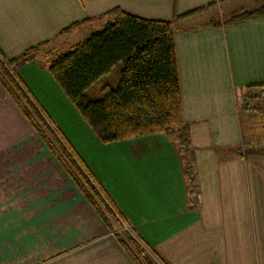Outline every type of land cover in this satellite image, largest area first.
<instances>
[{
    "label": "crops",
    "instance_id": "crops-1",
    "mask_svg": "<svg viewBox=\"0 0 264 264\" xmlns=\"http://www.w3.org/2000/svg\"><path fill=\"white\" fill-rule=\"evenodd\" d=\"M263 2L0 0L1 52L15 59L39 49L14 73L135 236L168 264H264V138L262 147L243 149L262 128L242 109L246 87L264 84V16L209 24L221 8L230 13ZM115 7L173 22L192 174L176 136L101 142L40 61L42 48L86 35L84 26L103 25ZM73 23L79 25L63 33ZM259 100L264 107V93ZM0 264H137L1 80Z\"/></svg>",
    "mask_w": 264,
    "mask_h": 264
},
{
    "label": "trees",
    "instance_id": "trees-1",
    "mask_svg": "<svg viewBox=\"0 0 264 264\" xmlns=\"http://www.w3.org/2000/svg\"><path fill=\"white\" fill-rule=\"evenodd\" d=\"M197 11H191L179 18ZM105 16L107 21L99 29L90 32L84 40L72 44L66 52H59L55 56L46 54L41 58V63L101 142L112 143L155 133L176 136L186 156L189 154L186 157L188 172L192 174L193 154L189 147V126L183 115L173 22L142 18L120 7L109 10ZM263 16L264 2L254 8L232 11L224 21L215 18L209 24L218 26L221 23H241ZM78 25L79 23H73L63 33ZM38 50L32 47L15 59H8L0 50V65L4 71L3 73L0 70L1 82L103 219L109 231L119 238L137 264H154L137 240L133 237L127 240L115 231L114 220L126 222L125 216L22 79L12 73V70L27 62ZM119 64L122 67L118 85L114 87L105 82L99 87L100 97L96 93L94 98L90 93L93 86L99 84ZM14 77L25 89L15 82ZM246 90L242 109L251 111L253 116L260 109L264 113V107L259 102L264 93V84L250 85ZM46 119L49 124L45 123ZM42 126L49 133L54 130L56 133L53 134H58L63 139L61 144L58 145L51 139ZM253 130L251 134L255 136L256 131ZM262 146L264 147L263 144ZM260 149L264 152V148ZM97 185L103 192L97 189ZM130 242L133 247L129 245ZM152 252L164 264H168L157 251Z\"/></svg>",
    "mask_w": 264,
    "mask_h": 264
},
{
    "label": "rangeland",
    "instance_id": "rangeland-1",
    "mask_svg": "<svg viewBox=\"0 0 264 264\" xmlns=\"http://www.w3.org/2000/svg\"><path fill=\"white\" fill-rule=\"evenodd\" d=\"M227 9H229V8H226V10H225V8H221V10H220V12L218 11V12H216V13H214L213 15H214V17H209V21H211V20H213V19H217V20H219V21H224V19L227 17V15L229 14V12L227 11ZM215 10V9H214ZM91 28H93V29H91ZM100 28V25H98L97 24V22L96 23H93V24H91V25H87V26H84L83 28H82V30H80V32L82 33V34H86V35H80V34H78L79 35V38L77 37L76 39L74 38V37H67V36H63V37H59V38H57V39H55L54 41H52L50 44H48L46 47H44V48H42L40 51H39V56L43 59V57L46 55V54H50L51 56H55V54H57V53H62V52H66L67 50H69L71 47H70V45H72L73 43L72 42H74V44H76V43H78V42H80V41H82V40H84L87 36H88V34H90V33H87V32H92V31H94V30H97V29H99ZM59 53V54H60ZM1 64V63H0ZM121 67H122V65L121 64H119L118 66H115L114 68H113V70L110 72V74H108V75H106V76H104V78L100 81V83L99 84H96L95 86H93V88L91 89V95L92 96H94V98H95V94L97 93H99V97H100V86L102 85V84H104L105 82H109L110 84H112V85H114V87H116L117 85H118V82H119V79H120V72H121ZM0 70H1V72H3L4 73V71H3V69L1 68V65H0ZM13 72H14V70H13ZM14 79H15V82L21 87V88H24L23 87V85L20 83V81L18 80V79H16L15 77H14ZM105 79V80H104ZM14 88V87H13ZM25 89V88H24ZM99 89V90H98ZM261 97H262V95H261ZM242 102H245V99H243L242 98ZM30 109V108H29ZM262 109H260L255 115H256V117H258V119H256V122H258L257 123V125H260L261 126V128H262V131L261 130H257V128L255 129V131H256V133L258 134V133H260L259 135H255V136H253V137H249V140H250V142H248V144L247 145H245V146H243L244 148L243 149H246V148H250L251 146L253 147V148H255V147H259V146H261V144H260V139L261 138H264V113H260V111H261ZM37 116V115H36ZM38 117V116H37ZM44 119V118H43ZM49 119V118H48ZM45 123H48V120L46 119V121H45ZM49 124V123H48ZM43 127V129L45 130V132L51 137V139H53V140H55V142L58 144V145H60L61 144V142H62V140L63 139H61V137H59V135L58 134H53V133H56L54 130H51V133H49L48 132V130L44 127V126H42ZM54 129H55V127H54ZM259 141V142H258ZM262 141H263V139H262ZM254 143L253 145H251L250 143ZM60 143V144H59ZM65 143V142H64ZM65 145V144H64ZM97 189H99V191H101V192H103L102 190H101V188L97 185ZM108 213V212H107ZM116 216V215H115ZM115 219V218H114ZM115 221V231L118 233V234H120L121 236H123L125 239H127V240H129L130 239V237H133L135 240H137L142 246H143V248L145 249V251H146V254H149V256H150V258H152V261L154 262V260L155 259H157V257L156 256H154V253L151 251V249H149L146 245H145V243L141 240V239H139L137 236L135 237L134 235L135 234H133V230H131V227L126 223V222H122V221H120L119 219H118V221L116 222V220H114ZM129 245L131 246V242L129 243ZM131 247H133V246H131ZM158 260V259H157ZM157 260L155 261V262H157Z\"/></svg>",
    "mask_w": 264,
    "mask_h": 264
},
{
    "label": "built area",
    "instance_id": "built-area-1",
    "mask_svg": "<svg viewBox=\"0 0 264 264\" xmlns=\"http://www.w3.org/2000/svg\"><path fill=\"white\" fill-rule=\"evenodd\" d=\"M12 73H14L13 70H12ZM133 234H134V233H133ZM134 236H135V235H134ZM135 237H136V236H135Z\"/></svg>",
    "mask_w": 264,
    "mask_h": 264
}]
</instances>
